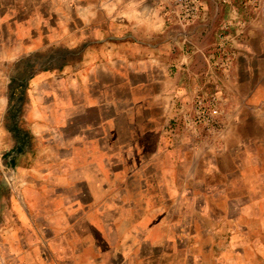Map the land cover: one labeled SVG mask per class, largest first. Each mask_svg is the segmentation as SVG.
I'll use <instances>...</instances> for the list:
<instances>
[{
    "label": "crops",
    "instance_id": "1",
    "mask_svg": "<svg viewBox=\"0 0 264 264\" xmlns=\"http://www.w3.org/2000/svg\"><path fill=\"white\" fill-rule=\"evenodd\" d=\"M167 7L0 0V264H264L261 17ZM196 92L216 135L185 127Z\"/></svg>",
    "mask_w": 264,
    "mask_h": 264
},
{
    "label": "built area",
    "instance_id": "2",
    "mask_svg": "<svg viewBox=\"0 0 264 264\" xmlns=\"http://www.w3.org/2000/svg\"><path fill=\"white\" fill-rule=\"evenodd\" d=\"M222 3L231 4L234 0H220ZM240 1L244 7H248L255 11L262 20L264 29V0H236ZM169 15L179 24L187 25L195 20H198L202 14V0H167ZM227 24L222 25L221 31L218 34L220 40H224L226 35L224 31L227 29ZM230 59L225 56L222 61V66L228 65ZM191 112L185 116V127L188 132L199 135L201 132L212 136L218 134L222 129L221 113L222 105L221 98L217 94L205 95L196 92L191 103ZM4 180L11 184L13 181L12 168H5L2 171Z\"/></svg>",
    "mask_w": 264,
    "mask_h": 264
},
{
    "label": "rangeland",
    "instance_id": "3",
    "mask_svg": "<svg viewBox=\"0 0 264 264\" xmlns=\"http://www.w3.org/2000/svg\"><path fill=\"white\" fill-rule=\"evenodd\" d=\"M5 168H10V167H9V166H5V165L1 166V169H0V176H1V179H2V180H4L3 175H2V171H4ZM12 178H13V180H14V174H13ZM4 181H5V180H4ZM5 182H6V181H5ZM7 184H8V183H7ZM202 255H203V258H204V257H205V253L203 252ZM205 259H206V257H205ZM205 259H204V261H205Z\"/></svg>",
    "mask_w": 264,
    "mask_h": 264
}]
</instances>
